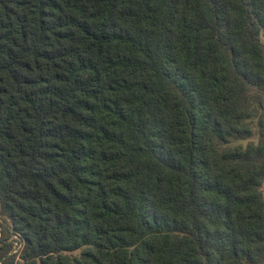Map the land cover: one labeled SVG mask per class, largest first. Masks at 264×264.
Returning a JSON list of instances; mask_svg holds the SVG:
<instances>
[{
  "label": "trees",
  "instance_id": "1",
  "mask_svg": "<svg viewBox=\"0 0 264 264\" xmlns=\"http://www.w3.org/2000/svg\"><path fill=\"white\" fill-rule=\"evenodd\" d=\"M0 213V264H264V0H0Z\"/></svg>",
  "mask_w": 264,
  "mask_h": 264
},
{
  "label": "rangeland",
  "instance_id": "2",
  "mask_svg": "<svg viewBox=\"0 0 264 264\" xmlns=\"http://www.w3.org/2000/svg\"><path fill=\"white\" fill-rule=\"evenodd\" d=\"M4 217L1 215V213H0V226L2 227V225H5L6 223L4 222ZM12 240H16L17 238L13 235L12 236V238H11ZM13 248H15V249H20V243H18L17 241H14V246H13Z\"/></svg>",
  "mask_w": 264,
  "mask_h": 264
},
{
  "label": "built area",
  "instance_id": "3",
  "mask_svg": "<svg viewBox=\"0 0 264 264\" xmlns=\"http://www.w3.org/2000/svg\"><path fill=\"white\" fill-rule=\"evenodd\" d=\"M17 249H15V251H16Z\"/></svg>",
  "mask_w": 264,
  "mask_h": 264
}]
</instances>
